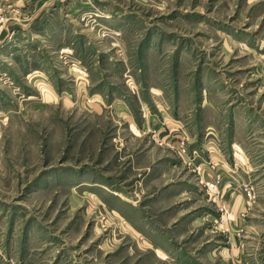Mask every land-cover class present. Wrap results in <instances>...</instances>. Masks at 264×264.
Wrapping results in <instances>:
<instances>
[{"label":"rangeland","instance_id":"1","mask_svg":"<svg viewBox=\"0 0 264 264\" xmlns=\"http://www.w3.org/2000/svg\"><path fill=\"white\" fill-rule=\"evenodd\" d=\"M0 264H264V0H0Z\"/></svg>","mask_w":264,"mask_h":264},{"label":"built area","instance_id":"2","mask_svg":"<svg viewBox=\"0 0 264 264\" xmlns=\"http://www.w3.org/2000/svg\"><path fill=\"white\" fill-rule=\"evenodd\" d=\"M208 137H213L212 133H207ZM162 143V142H160ZM178 149L182 152H186L185 148V142L183 139H179L178 142ZM196 168L200 169V158H197L195 163ZM223 183V176L220 172H217L212 178L211 181H208L205 183L207 189V193L209 195H213L215 197H218L221 194V187ZM242 193L245 195V198L248 200L246 201V204L248 205L250 200H252L255 197L253 187L251 185H244V187L241 188ZM218 212H219V218L218 223L220 226H224L227 224L228 220L230 219V215L232 213V208L228 207L224 202L220 201L218 202ZM244 212L241 211L240 216H243ZM227 230L223 228L222 231Z\"/></svg>","mask_w":264,"mask_h":264},{"label":"crops","instance_id":"3","mask_svg":"<svg viewBox=\"0 0 264 264\" xmlns=\"http://www.w3.org/2000/svg\"><path fill=\"white\" fill-rule=\"evenodd\" d=\"M200 158V157H199ZM230 184H232L233 185V183H230ZM226 191V189L224 188L223 189V191ZM234 190L232 189V188H230V189H228L227 191H226V196L227 197H229V198H232L234 195ZM237 197V196H236ZM236 197L234 196V198L235 199H232L233 201H232V203L233 204H231V208H232V214L234 215H239V212H241L242 210H243V206L244 205H237V208H236ZM230 201H231V199H230ZM231 228H233V229H235L236 227H234V223L233 222H231V226H230ZM232 234H235L234 232H232V231H230V235H232ZM230 238H231V236H230Z\"/></svg>","mask_w":264,"mask_h":264},{"label":"bare ground","instance_id":"4","mask_svg":"<svg viewBox=\"0 0 264 264\" xmlns=\"http://www.w3.org/2000/svg\"><path fill=\"white\" fill-rule=\"evenodd\" d=\"M71 69V68H70ZM72 69H75V67H73ZM80 71V70H79ZM81 73V72H80Z\"/></svg>","mask_w":264,"mask_h":264}]
</instances>
